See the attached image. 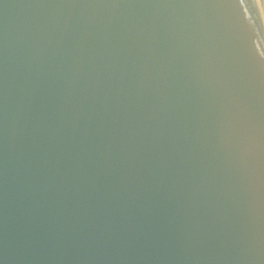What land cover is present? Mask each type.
Segmentation results:
<instances>
[{"label":"water","instance_id":"1","mask_svg":"<svg viewBox=\"0 0 264 264\" xmlns=\"http://www.w3.org/2000/svg\"><path fill=\"white\" fill-rule=\"evenodd\" d=\"M263 13L0 0V264H264Z\"/></svg>","mask_w":264,"mask_h":264},{"label":"bare ground","instance_id":"2","mask_svg":"<svg viewBox=\"0 0 264 264\" xmlns=\"http://www.w3.org/2000/svg\"><path fill=\"white\" fill-rule=\"evenodd\" d=\"M257 1V4H258V6H259V9H260V11H264V8H262V6H264V4H263V0H256ZM263 16H264V13L262 14Z\"/></svg>","mask_w":264,"mask_h":264}]
</instances>
